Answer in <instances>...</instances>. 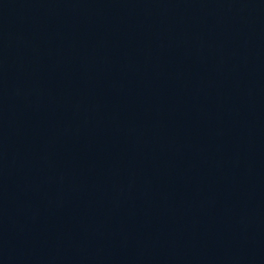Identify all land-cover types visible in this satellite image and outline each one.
Returning a JSON list of instances; mask_svg holds the SVG:
<instances>
[{
  "label": "water",
  "instance_id": "1",
  "mask_svg": "<svg viewBox=\"0 0 264 264\" xmlns=\"http://www.w3.org/2000/svg\"><path fill=\"white\" fill-rule=\"evenodd\" d=\"M0 264H264V0H0Z\"/></svg>",
  "mask_w": 264,
  "mask_h": 264
}]
</instances>
